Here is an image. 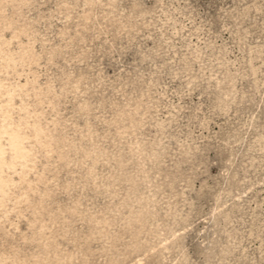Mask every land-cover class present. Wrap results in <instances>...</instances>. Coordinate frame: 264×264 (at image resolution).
Here are the masks:
<instances>
[{
    "label": "rangeland",
    "instance_id": "1",
    "mask_svg": "<svg viewBox=\"0 0 264 264\" xmlns=\"http://www.w3.org/2000/svg\"><path fill=\"white\" fill-rule=\"evenodd\" d=\"M0 264H264V0H0Z\"/></svg>",
    "mask_w": 264,
    "mask_h": 264
}]
</instances>
